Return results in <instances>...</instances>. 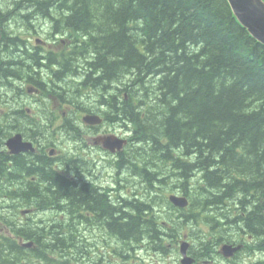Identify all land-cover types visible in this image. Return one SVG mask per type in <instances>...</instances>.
<instances>
[{"label":"trees","instance_id":"trees-1","mask_svg":"<svg viewBox=\"0 0 264 264\" xmlns=\"http://www.w3.org/2000/svg\"><path fill=\"white\" fill-rule=\"evenodd\" d=\"M0 1L2 8L10 2L27 4L32 14L58 13L56 31L85 37L81 50L87 57L80 64L101 73L98 83L121 86L118 97L128 99L113 113L132 120L147 141L146 146H134L139 155L130 171L138 168L143 181L162 185L169 183L170 172L193 201L190 210L176 216L178 209L168 206L169 220L156 211V223L146 226L135 218L163 206L149 187L141 199H120L112 205L91 189L77 190L61 179L60 186H48V196L69 199L102 216L124 242L133 236H141L138 242L155 238L151 243L158 247L163 236L183 224L201 223L200 213L226 217L221 227L212 224L216 246L221 241L248 245L256 239L264 253V44L239 24L228 0ZM175 152L192 161L174 158L167 166L163 156ZM127 155L121 157V167H126ZM185 175L195 180L185 181ZM68 243L59 242L58 251ZM211 246L203 243L202 255ZM3 253L10 259L19 256L12 246Z\"/></svg>","mask_w":264,"mask_h":264},{"label":"flooded vegetation","instance_id":"flooded-vegetation-1","mask_svg":"<svg viewBox=\"0 0 264 264\" xmlns=\"http://www.w3.org/2000/svg\"><path fill=\"white\" fill-rule=\"evenodd\" d=\"M11 5L9 2V8ZM10 21L7 16L0 19V264H183L180 231L161 238L162 250L152 247L155 238L139 243L141 236H133L131 242H124L114 228L107 226L108 222L102 221V216L74 205L69 199H54L46 194L48 186H60L63 179L77 190L91 188L110 201L113 192L107 190V173L123 184L122 179H116L121 157L128 149L133 150L131 146H146L147 141L140 136L139 129L135 130L132 120L125 116L117 118L113 113L127 101L116 93L120 90L122 95L121 86L98 83L101 73L97 71L84 73L81 80L70 73L64 58L74 60L75 47L80 43L71 39L58 42L48 33L53 28L35 33L27 30L23 36L15 37L16 47L12 49L7 29ZM56 66H61V70L48 74ZM42 73L47 77L44 80ZM79 93L86 98L85 102L80 101ZM85 116L96 117V121L85 123ZM108 137L113 142L125 140V146L110 153L104 142ZM137 155L133 154L135 158ZM174 158L181 159L172 154L164 157L167 166ZM132 166L129 164L125 173ZM134 185L138 189L142 186L140 182L127 186ZM40 201L51 204L43 209ZM94 218L97 225L91 226ZM155 218L153 209L142 219H135L139 225L147 226ZM81 229L89 236H82ZM204 231L208 233V229ZM145 232L152 234L149 228ZM62 235L69 236L70 243L59 252L58 240ZM114 236L119 240L111 238ZM83 237L91 239L84 245L85 257L75 254V248L81 246L75 240ZM198 244L199 240L191 242L189 249L193 264H215V254L200 255L196 251ZM6 246H12L20 257H4ZM6 251L11 254V248Z\"/></svg>","mask_w":264,"mask_h":264},{"label":"bare ground","instance_id":"bare-ground-1","mask_svg":"<svg viewBox=\"0 0 264 264\" xmlns=\"http://www.w3.org/2000/svg\"><path fill=\"white\" fill-rule=\"evenodd\" d=\"M12 1V0H10ZM1 2V1H0ZM229 4H230V7L232 9V12H233V15L234 17L236 18V20L239 22V24L245 28L248 33L250 34V36L254 39H256L257 41H259L260 43L264 44V0H237L238 4L234 3L233 0H228ZM2 3H0V8L2 9V13H0V19L3 17V16H7L8 17V20H11V19H14L15 17L18 18L19 17V10H23L24 8L27 9L28 11V7L27 6H24V4H21V5H11V7L15 8L13 9V13H14V18L10 17V14H11V11L12 10H6L5 7L9 5H4V8H2ZM105 5V4H104ZM20 6V7H19ZM108 6V5H107ZM110 6V5H109ZM54 8V7H53ZM63 8V7H62ZM52 10V9H51ZM62 10V9H61ZM66 11V10H65ZM54 13V12H53ZM56 13V12H55ZM33 15V14H32ZM57 16V15H56ZM55 16V17H56ZM52 17V19H51ZM58 17V16H57ZM35 18V17H34ZM50 18V19H49ZM43 19H46L50 22L53 21V15H44V18ZM248 20H250V23H248ZM254 20H257L254 21ZM12 21V20H11ZM56 22H53L51 23L52 25V28L53 30H50L49 33L54 36L56 38V40L58 42H62L63 40L67 41L69 39L71 40H75L77 41V44H78V47L76 49V53L77 55L74 57V60H68L66 58H64V60L68 61V66L70 68V73L75 77L76 80H81L84 76V73H87L89 71H91L90 67L87 66V65H81L80 62L82 59L86 58L87 57V53L85 51H82V44L81 42H84L83 38L85 37H81L80 35L78 34H75L73 31H69L67 32V30H63V32L61 31H56ZM98 25V23H97ZM3 27V25H0V27ZM14 29V28H12ZM31 29V25L30 26H27V27H24V28H19L18 31L16 32V35L15 36H11L10 38V41H11V44H13L14 47H16V43H15V37L17 36H23L24 32L27 31V30H30ZM15 30V29H14ZM16 31V30H15ZM79 32V31H77ZM261 34H260V33ZM13 33V32H12ZM11 33V34H12ZM84 33V32H83ZM89 33V32H88ZM86 34V32H85ZM88 36V35H87ZM86 36V37H87ZM92 36V35H91ZM100 36H98L99 38ZM87 39V38H86ZM91 39V38H90ZM93 40V39H92ZM95 40V39H94ZM93 43V41H92ZM96 43V42H95ZM18 46H20L19 43H17ZM84 45V44H83ZM86 45V43H85ZM72 62H75V64L73 65ZM17 70V69H16ZM61 70V66H56V67H53L51 69V72H49L48 74H51V73H54V72H59ZM18 71V70H17ZM67 74V71L63 73V76L65 77ZM43 77L41 78V80H44L46 79L47 77H45V73H42ZM102 83V82H100ZM79 95H81L82 97V102H85L86 98L83 96L82 93H79ZM164 144V143H163ZM129 150V149H128ZM128 151H126L127 153ZM195 161V159H194ZM193 161V162H194ZM83 163V162H82ZM88 163V161H87ZM195 163V162H194ZM86 164V163H85ZM72 165V164H71ZM74 165V164H73ZM75 166V165H74ZM89 168V167H88ZM68 171V170H67ZM136 172H132V171H128L126 173V175H129L131 176V178H128V176H125V175H122L121 173H119L118 175L116 174V179H122L123 180V184H121L120 182H115L112 178H111V184L109 185V179H108V173H107V190L110 191L112 193V196H113V199L110 200L111 204H116L120 199H126V200H133V199H141L143 198L145 195H146V188L149 187L151 193L153 194V196H155L154 198H161L160 199V203L163 204V206H165L167 209H168V206H172L174 207L175 209H178L180 210V207L178 206V204L176 203L177 200H180V199H183V205L181 206V210H187L190 208V205H191V200H189V198L184 194L182 193V189H181V185L183 184L181 181H178L176 178V176H173L172 173L169 172V176H170V179H169V183L167 185H162L160 183H157L153 180L152 183L150 182H145L143 181L141 178L140 179H137V178H134V177H138L139 174H138V168L135 169ZM69 173V172H68ZM164 173V171L160 172L159 175H161V178L164 177V175H162ZM110 175V173H109ZM111 176V175H110ZM86 177V176H85ZM87 179V178H86ZM90 180V179H89ZM132 182H140L141 183V188L138 189L135 185L134 187H128L127 185H129L130 183ZM148 185H147V184ZM190 183H193L192 181ZM188 184V183H187ZM95 185V184H94ZM93 185V186H94ZM96 186V185H95ZM164 186H168L167 188H164ZM98 187V185H97ZM188 188V187H187ZM91 189V188H89ZM162 191V192H161ZM101 192V191H100ZM103 194V193H102ZM158 195V196H157ZM158 199V198H157ZM258 199V198H257ZM260 199V198H259ZM163 200V201H161ZM191 201V202H190ZM252 201V200H251ZM258 201V200H257ZM263 201V200H262ZM42 202L44 201H40V203L42 204ZM261 202V201H260ZM262 203V202H261ZM112 204V205H113ZM50 205H48V203L44 202V204H42V208H47L49 207ZM165 207H163V209H166ZM171 207V208H172ZM158 208V207H156ZM173 208V209H174ZM162 211H157L158 212V216L159 217H166L167 220H169V218L171 217V214L169 212V210H165V215L163 214V210ZM190 210V209H189ZM166 211H167V214H166ZM174 211V210H173ZM172 211V212H173ZM175 212V211H174ZM179 212V211H178ZM178 212H175V216ZM183 212V211H182ZM181 212V213H182ZM215 212V211H214ZM186 213V212H185ZM193 213V212H192ZM213 213V212H212ZM187 214V213H186ZM189 214V213H188ZM174 215V214H173ZM178 215V214H177ZM184 215V214H183ZM200 219H202L203 221L196 225H192V223H185L183 224L182 228L183 227H191L192 228V236H193V240L194 242H197L198 240L200 241V245L198 244L197 246V252L198 253H201L203 254V252H200L202 249L201 247L203 246V243H206L207 240L205 239V237H207L208 235H211V236H215V233H217V231L215 230V233H212L211 234V227H212V224L215 223V226H219L221 227L222 226V223L224 222L225 219H217L216 216L213 217V214H209V213H206V214H203V213H200ZM180 216V215H179ZM175 218V217H174ZM186 218V217H184ZM177 219V218H176ZM179 219V218H178ZM171 220V219H170ZM184 220V219H183ZM189 220V219H188ZM176 221V220H175ZM190 221V220H189ZM57 222V221H56ZM61 222V221H60ZM60 222H57V224H59ZM181 222V221H180ZM80 223V222H79ZM156 222H154L155 224ZM173 223V222H172ZM175 223V222H174ZM56 224V225H57ZM62 224V222H61ZM59 224V225H61ZM171 224V223H169ZM93 225H97V219L94 218L91 222V226ZM158 225V224H157ZM178 225V224H177ZM181 225V224H180ZM214 225V224H213ZM75 226V225H74ZM84 226V225H83ZM156 227V226H155ZM170 227V226H169ZM168 227V228H169ZM234 227V226H233ZM58 228V227H57ZM151 228V227H150ZM175 228V227H174ZM68 229V227H67ZM80 229V227H79ZM158 229V228H156ZM208 229V235L205 234V233H202V232H205L204 230ZM237 227L235 228H231L229 229V234L230 233H233L235 231H237ZM82 230V229H81ZM165 230V229H164ZM243 229H240V231H242ZM71 231V230H70ZM154 231V230H153ZM156 231V230H155ZM162 231V230H161ZM226 231V230H225ZM224 231V232H225ZM46 232V231H45ZM49 232V231H48ZM79 232V231H78ZM84 231L82 230L81 234L82 236H89V234L87 233H83ZM157 232V231H156ZM163 232V231H162ZM200 233L203 234V237L200 235ZM47 234V233H45ZM69 234V233H68ZM80 234V235H81ZM92 234V233H91ZM44 235V234H43ZM56 235V234H55ZM64 235V234H63ZM60 236L59 237V240H58V243L59 242H62V241H67L69 242L70 239L68 238L69 236H66L63 237ZM70 235V234H69ZM226 235V234H225ZM54 236V235H53ZM48 237V236H47ZM58 239V237H56ZM54 238V239H56ZM74 238V237H73ZM72 238V240H73ZM111 238H115L117 240H119L118 237H111ZM51 239V237H50ZM49 239V240H50ZM77 240H83V241H80V242H76L77 243H80L81 246L78 247V248H75V254L76 255H79V256H82V257H85L84 255V245L85 244H88L90 243L91 239L89 238H78ZM76 241V240H75ZM42 243V241H40ZM52 242V241H51ZM143 242H147V241H142V242H139V243H143ZM50 243V242H49ZM52 244V243H50ZM57 244V243H56ZM62 244V243H61ZM69 244V243H68ZM243 244V243H242ZM244 245V249L245 250H251V252H248V253H253V252H256L257 255H260L259 258L256 260V261H253V260H249L250 262H248V259H238L237 263L236 264H264V255L262 254L263 250L262 249H259L257 248L258 247V243H257V240H253L251 243H249L247 246L245 244ZM59 246V245H58ZM66 247V246H65ZM152 247L154 249L158 248V250H162V247L161 246H157L155 244L152 243ZM72 248V247H71ZM63 249V248H62ZM61 249V250H62ZM58 250V248H57ZM68 250V248H67ZM71 250V249H70ZM60 251V250H59ZM64 251V250H62ZM72 251V250H71ZM67 252V251H66ZM59 253V252H58ZM65 253V252H64ZM66 254V253H65ZM215 254V249L212 248V251L208 254H206V256L208 257H213ZM70 256V255H69ZM20 256L18 257H15L16 258H19ZM63 257V255H62ZM218 257L220 259H223L225 256H224V253L220 252L218 254ZM256 259V258H255ZM254 259V260H255ZM68 260V259H67ZM66 260V261H67ZM65 261V260H64Z\"/></svg>","mask_w":264,"mask_h":264},{"label":"rangeland","instance_id":"rangeland-1","mask_svg":"<svg viewBox=\"0 0 264 264\" xmlns=\"http://www.w3.org/2000/svg\"><path fill=\"white\" fill-rule=\"evenodd\" d=\"M24 6H27V4H24ZM5 9L6 10H12L11 12H13L14 10L13 9H15V8H13V7H11V8H9L8 6H6L5 7ZM2 11V9L0 8V13H2L1 12ZM56 15L59 17L60 15L58 14V13H56ZM35 17V18H34ZM44 18V16H42L41 15V13H36V14H33L32 15V12H29V11H27V9H23V10H19V17L18 18H15V19H11L12 21H10L8 24H7V29H10V30H8V33L9 34H11L12 32V34L10 35V36H15L16 35V32L18 31V29L19 28H24V27H27V26H30L31 25V29L30 30H32V32L33 33H35V32H43V31H48L50 28H52V25H51V23H53V22H56V21H59L60 20V18H56L55 16H53V21L52 22H50V21H48V20H46V19H43ZM50 19V18H49ZM51 19H52V17H51ZM12 28H14V29H12ZM48 33H49V31H48ZM93 36H95V35H93ZM11 57H12V55H11ZM10 58V57H9ZM19 72H21L20 70H19ZM131 148L133 149V150H128V155H127V157H126V163H125V165H126V167H121V165H120V167H119V171H120V173L122 174V175H125V176H128V178H131V176H129V175H126V171H127V166L129 165V164H135V166H137V158H135L134 156H133V154L134 153H137L136 152V150L134 149V146H131ZM139 155V154H138ZM131 156H132V158H131ZM124 160V159H123ZM121 162V161H120ZM134 178H137V177H134ZM185 178H186V175H185ZM108 179H109V185L111 184L110 182H111V176L109 175V173H108ZM137 179H139V178H137ZM187 179V178H186ZM139 183V182H138ZM162 192V191H161ZM236 203V202H235ZM234 203V204H235ZM163 208H161V207H158L157 209H156V211H160V210H162ZM223 214V212H221V215ZM225 214V213H224ZM223 219H226V217H222ZM120 223V222H119ZM118 223V224H119ZM190 229L192 230V228L190 227ZM91 233H93V232H91ZM202 233H204V232H202ZM207 235L209 234V233H206ZM92 235H96L95 233L94 234H92ZM208 236H211V235H208ZM247 246V245H246ZM259 256L260 255H257V257H256V259L255 260H253V261H256L258 258H259ZM241 259H243V260H245V258H241ZM248 262H250L249 260H248Z\"/></svg>","mask_w":264,"mask_h":264},{"label":"water","instance_id":"water-1","mask_svg":"<svg viewBox=\"0 0 264 264\" xmlns=\"http://www.w3.org/2000/svg\"><path fill=\"white\" fill-rule=\"evenodd\" d=\"M234 1V3H235V5H236V3L238 4V2H237V0H233ZM239 5V4H238ZM254 21H256L257 22V20H254ZM248 23H250V20H248ZM260 33V32H259ZM261 34V33H260ZM183 201H181V200H177L176 201V203L178 204V205H183V203H182Z\"/></svg>","mask_w":264,"mask_h":264}]
</instances>
